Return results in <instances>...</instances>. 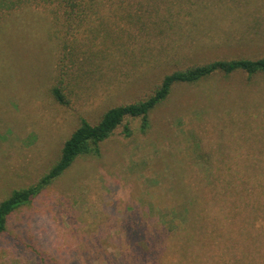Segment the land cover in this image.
I'll list each match as a JSON object with an SVG mask.
<instances>
[{
	"label": "rangeland",
	"instance_id": "1",
	"mask_svg": "<svg viewBox=\"0 0 264 264\" xmlns=\"http://www.w3.org/2000/svg\"><path fill=\"white\" fill-rule=\"evenodd\" d=\"M252 8L245 12L246 21L236 18L238 11L220 15L208 9L199 25L183 34L161 31L148 49L150 58L125 43L118 55L103 60H84V51L93 52L88 39L80 38L81 30L66 33L60 14L57 22L48 7L4 17L0 200L35 182L80 118L95 123L108 108L145 98L174 69L216 58L264 55V0H255ZM254 30L257 35L244 34L243 39L234 35ZM74 35L81 44L72 48ZM63 43L69 44L66 49ZM60 76L65 104L51 93ZM261 149L264 73H215L175 84L149 112L146 128L140 118H126L100 143L98 155L77 157L39 196L11 212L0 232V264L119 263L131 251L129 242L143 237L125 229L132 211L138 210L134 220L144 227L171 224L174 229L189 217L187 210L172 205L180 195L190 197L180 189H203L199 195L205 203L207 189H230L225 180L232 176L238 181L239 172L229 162L262 159ZM217 204L209 227L230 217L216 212ZM230 257L222 253L219 260Z\"/></svg>",
	"mask_w": 264,
	"mask_h": 264
},
{
	"label": "trees",
	"instance_id": "2",
	"mask_svg": "<svg viewBox=\"0 0 264 264\" xmlns=\"http://www.w3.org/2000/svg\"><path fill=\"white\" fill-rule=\"evenodd\" d=\"M254 1L0 0V22L11 13L44 6L48 7L57 22L60 14L62 28L65 27L66 33L81 30L77 32L81 33L80 38L84 36L83 38L88 39L89 50L93 52L87 54L84 51V60L89 57L92 60H103L118 55L125 43H133L136 51H140L144 58H150L153 52L148 49L154 45V39L160 37L161 31L168 35L176 32L183 34V30L191 26L197 27L201 21L200 16L206 14L202 12L208 9L215 10L220 15L224 11H238L240 13L236 18L239 20L242 17L246 21L248 16L245 12L253 10ZM244 34L257 35V31H244L234 35L243 39ZM72 39L76 43L72 48L81 44L76 35ZM68 45L63 43V48L66 49ZM237 71L248 75L264 73V55L257 58H216L174 69L163 75L145 98L112 106L95 123L84 117L80 118L78 125L64 140L56 159L35 182L14 188L0 200V232L4 230L12 211L29 204L39 196L42 189L69 168L77 157L98 155L100 143L126 118H140L141 128H146L149 112L167 97L173 85L191 84L215 73L229 75ZM61 73L63 72L60 71V75ZM63 88L60 76L52 85L51 93L59 103L65 104ZM228 166L237 169L238 181L232 176L225 180L230 189H207L208 199L205 203L200 202L199 192L203 189H180L183 192L188 191L190 197L186 199L184 195H180L178 202L172 205L187 210L189 217L185 222L175 224L174 229L171 224L166 227L161 225L160 228L153 224L157 230L154 227H144L142 221L134 220L137 217L133 215L138 210L132 211L129 214L132 223L130 226L125 225V229L129 233V227V230L136 235L143 234V237L129 242L131 251L127 255L122 254L119 263L109 261L108 264H264V158L238 160L235 163L229 162ZM215 201L218 203L215 211L226 213L230 217L222 224L218 223L220 225L212 222L209 227L210 212L215 215L212 207ZM207 203L212 204L209 206ZM117 230L119 233L124 232L121 228ZM34 251L39 260L43 261L41 253ZM222 253H229L231 260L220 262ZM216 256L218 258L213 261Z\"/></svg>",
	"mask_w": 264,
	"mask_h": 264
}]
</instances>
